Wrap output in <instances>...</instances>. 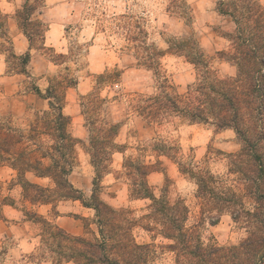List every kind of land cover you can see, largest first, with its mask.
Masks as SVG:
<instances>
[{
	"label": "trees",
	"instance_id": "trees-1",
	"mask_svg": "<svg viewBox=\"0 0 264 264\" xmlns=\"http://www.w3.org/2000/svg\"><path fill=\"white\" fill-rule=\"evenodd\" d=\"M37 3L26 0L17 12L19 27L30 43L28 52H10L9 56L19 69L16 72L28 77L34 43L41 41L38 49H45L48 31L41 20L34 19L39 11ZM183 4L182 8H173H179L190 22L193 17L188 16L187 5ZM216 11L235 25L234 31L226 34L228 49L217 53L235 68L234 76L221 75L213 65L214 57L194 36L170 39L168 49L162 51L150 43L140 23L118 25L126 40L125 48L133 53L137 65L152 71L159 80L152 94L136 93L132 97L133 113L157 129L180 120L212 126L217 131L234 130L241 144L237 153L226 155L225 174L178 161L173 155L180 148L157 139L153 143L155 164L126 159L130 200L150 202L139 219L134 211L114 208L101 198L103 180L110 173L114 155L126 151L118 143L121 124L110 119L109 99L102 97L105 87L120 82L122 71L107 70L98 75L93 91L81 96L80 107L90 133L87 153L95 173L89 199L70 179L81 141L71 132L72 119L65 107L67 91L78 83L76 77L69 72L54 76L45 92L32 85L30 91L46 100L48 109L38 112L27 126H20L13 117L0 118V166L15 172L12 186L21 188L26 203L51 206L55 217L57 205L68 201H79L96 213L97 231L86 226L85 233L76 236L56 224L55 219L26 211L25 216L41 226L39 257L49 258L54 264H149L152 245L139 243L135 235V230L142 227L153 234L154 240L161 237L169 242L166 248L175 254L176 264H264V6L260 0H216ZM7 20L0 8V30ZM166 54L185 58L197 70V80L183 94L162 73ZM161 157L173 159L179 172L195 182L201 218L210 215L215 225L228 214L246 232L238 245H206L198 233L199 224L190 225V208L183 199L172 201L168 188L156 196L149 177L164 172ZM28 174L48 179L51 186L30 181ZM14 205L11 197L2 199L0 221L4 220L3 208Z\"/></svg>",
	"mask_w": 264,
	"mask_h": 264
},
{
	"label": "rangeland",
	"instance_id": "rangeland-1",
	"mask_svg": "<svg viewBox=\"0 0 264 264\" xmlns=\"http://www.w3.org/2000/svg\"><path fill=\"white\" fill-rule=\"evenodd\" d=\"M31 1H38L39 8L44 6L42 0ZM25 2L0 0V8L8 16L6 26L0 30V39L6 38L11 45L10 52L17 55L29 50L21 54L16 49L20 39L30 46L19 27L17 17V12ZM183 2L187 5L188 16L193 17L190 22L180 14L179 8H173L174 5L182 8ZM260 2L264 6V0ZM123 16L126 18L123 19ZM34 19L41 20L48 27L45 49H38L41 41H35L29 65L30 77L18 74L11 68L10 72H14L19 79L12 80L8 73L5 75L9 82H4V77H0V118L13 117L20 126H27L38 112L48 109V102L32 93L31 86L36 85L45 92L50 78L54 76L69 72L76 77L78 83L67 91L65 107V113L72 119L71 132L81 141L77 147V164L70 179L87 199L92 195L95 173L87 153L90 133L80 107L81 96L91 93L97 76L107 70L118 69L123 72L120 82L105 87L102 97L109 99L110 119L121 124L118 143L124 145L126 151L114 155L110 173L103 180L101 198L106 203L117 209L134 211L137 219L145 213L150 202L130 200V182L124 164L128 158L155 164V139L180 148L179 153L177 151L173 155L178 161L207 168L214 174L227 172L226 155L241 149L234 130L219 135L221 131L212 126L190 125L180 120L157 129L132 112V97L136 93L152 94L159 80L152 71L137 65L133 53L125 48L126 40L118 26L121 22L140 23L148 33L150 43L162 51L168 49L170 39L194 36L205 52L214 57L213 65L221 75L234 76L235 68L221 60L217 53L228 49L226 34L232 33L235 25L229 18L217 13L216 0H52L51 5L45 7L44 11L39 10ZM162 73L181 94L195 83L198 75L195 66L185 58L172 54H166L162 59ZM160 160L164 172H155L149 177L156 196H161L163 190L168 188L167 195L172 201L183 199L190 208V225L199 224L198 233L206 245H238L245 238L246 232L228 214L222 215L215 225L210 215L201 218L195 198V182L179 172L173 159L161 157ZM14 176L12 169L0 166V202L7 196L15 201L14 206L3 208L4 220L0 221V264H54L49 258L39 257L41 226L30 221L25 216L26 211H36L46 218L55 219L56 224L72 235H83L86 226L97 231L93 209L84 207L79 201L59 203L57 211L61 219L58 223V217H55L51 206L35 207L23 200L21 188L12 186ZM29 180L35 181L32 176H29ZM40 183L51 186L49 180ZM135 235L139 243L152 245L149 264H176L175 254L166 248L168 241L161 237L154 240L153 234L142 227L135 230Z\"/></svg>",
	"mask_w": 264,
	"mask_h": 264
},
{
	"label": "clouds",
	"instance_id": "clouds-1",
	"mask_svg": "<svg viewBox=\"0 0 264 264\" xmlns=\"http://www.w3.org/2000/svg\"><path fill=\"white\" fill-rule=\"evenodd\" d=\"M52 0H42L43 7H40V11H44L45 7H48L51 5ZM19 7V5H17ZM11 50V45L7 43V39H0V77H4V82H9L8 76L5 75V73H8L11 76L12 80L19 79L14 75V72H10V68L14 69L15 71H19L18 68L15 67V65L12 63L11 59L8 56V53ZM8 61L5 63V61ZM30 70V69H29Z\"/></svg>",
	"mask_w": 264,
	"mask_h": 264
},
{
	"label": "crops",
	"instance_id": "crops-1",
	"mask_svg": "<svg viewBox=\"0 0 264 264\" xmlns=\"http://www.w3.org/2000/svg\"><path fill=\"white\" fill-rule=\"evenodd\" d=\"M49 32H51V30H49ZM49 39V38H48ZM49 41V40H48ZM51 44V43H50ZM52 45V44H51ZM28 48H29V45H28V42L26 43L25 41H23L22 39H20V42L18 41V43L16 44V49H18V51L22 54V53H25L27 50H28ZM227 132H230V130H224V131H221L220 133H219V135H225V134H227ZM14 172V171H13ZM15 173V172H14ZM153 175V174H152ZM151 175V176H152ZM29 176H32L34 179H35V181H33V182H37V183H40L41 181H43V180H48V179H38V178H36L33 174H28L27 175V177H28V179H29ZM150 176V177H151ZM41 184V183H40ZM138 201H140V200H138ZM42 207H48V206H42ZM58 220H57V222L59 223V220L61 219V217L60 216H58V218H57Z\"/></svg>",
	"mask_w": 264,
	"mask_h": 264
}]
</instances>
